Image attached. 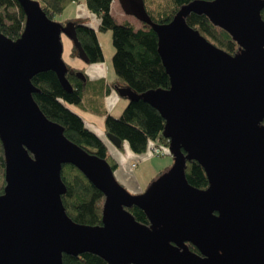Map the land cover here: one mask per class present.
<instances>
[{
  "label": "water",
  "instance_id": "water-1",
  "mask_svg": "<svg viewBox=\"0 0 264 264\" xmlns=\"http://www.w3.org/2000/svg\"><path fill=\"white\" fill-rule=\"evenodd\" d=\"M123 10L150 25L170 76L167 89L142 94L165 119L174 157L170 169L142 193H130L110 163L69 139L34 99L32 78L53 70L66 78L62 34L89 61L75 22L48 17L39 0H18L26 13L22 34L0 30V138L6 185L0 194V264H65L64 255H100L109 264H264V0H194L166 23L153 22L144 0H119ZM205 14L239 45L231 53L187 22ZM84 81L87 74L77 71ZM111 143L122 139L107 133ZM195 158L207 188L185 173ZM78 167L105 195L103 224L73 220L62 195L63 164ZM136 205L150 224L127 209ZM189 243L199 252L192 250Z\"/></svg>",
  "mask_w": 264,
  "mask_h": 264
},
{
  "label": "trees",
  "instance_id": "trees-1",
  "mask_svg": "<svg viewBox=\"0 0 264 264\" xmlns=\"http://www.w3.org/2000/svg\"><path fill=\"white\" fill-rule=\"evenodd\" d=\"M79 0H39L49 18L55 20L69 4ZM114 0H86L88 10L98 19L94 28L88 18L73 20L76 24L77 37L87 54L90 63L104 60L97 32L111 30L115 52L112 57L116 78L123 85L131 87L142 94L149 90L170 87V76L158 52V36L155 30L145 24L137 27L132 21H119L112 13ZM145 7L153 22H169L181 7L194 0H144ZM264 19V7L261 10ZM187 22L198 28L204 35L216 41L231 53L239 52L240 48L232 36L215 25L205 14L191 12ZM68 21L61 22L65 24ZM26 13L18 0H0V30L7 36L18 38L25 27ZM72 54H78L73 46ZM66 62V61H65ZM67 64V62H66ZM66 78L72 85L67 90L61 83L57 73L46 70L33 76L32 82L37 87L33 93L34 99L45 115L64 127L65 135L85 148L87 151L105 158L115 170L118 166L116 158L109 151L106 142L91 130L84 117L74 110L71 105H80L84 91L88 87V79L84 81L77 76V71L83 69L67 64ZM165 119L160 112L142 97L129 100L122 114L118 117L107 114L105 132L122 139V146L128 141L135 152H145L150 145V139H160L165 144L167 152L169 140L164 134ZM264 124V121L262 122ZM171 154V153H170ZM187 180L198 188H207L208 177L204 167L195 159H187L185 165ZM61 177L67 186L62 195V201L68 215L83 224H103L104 193L97 188L82 171L73 164L62 166ZM6 185V159L2 140L0 138V194ZM136 220L150 224L146 212L136 205L127 207ZM192 250L199 249L189 243ZM69 264H109L106 259L92 252L80 255H70Z\"/></svg>",
  "mask_w": 264,
  "mask_h": 264
},
{
  "label": "rangeland",
  "instance_id": "rangeland-1",
  "mask_svg": "<svg viewBox=\"0 0 264 264\" xmlns=\"http://www.w3.org/2000/svg\"><path fill=\"white\" fill-rule=\"evenodd\" d=\"M87 9L88 8L86 5V0H79L77 2H72L61 13H58L56 15L55 21L61 23L65 21H72V20L84 18L83 15H85L86 13L85 11H87ZM112 13L119 21L129 20V21H132L137 27H145L144 22L140 21L133 15L127 14L123 10L119 0L113 1ZM97 34L99 36L98 38L100 40L101 47L102 49H104L103 50L104 60L102 62H104L105 65L106 64L108 65V70L110 71V75L112 76V78H115L116 73L113 67V62H112V57L115 52V47L112 41V31L111 30H100L97 32ZM205 36L209 40H211L213 43L220 46L216 41L211 39L209 36L207 35ZM62 42H63V55L62 56L66 62H69L67 64L73 65L75 61L76 62L79 61L82 65L86 66V68L83 70H85V72H88V66L91 63L85 62L83 59H81L78 56V54H74V55L72 54V50L74 46V42L72 41V39H70L66 34H62ZM116 83L119 84L120 86H123L122 82H120L119 80H117ZM125 97H123V99L126 100L128 104L129 98H125ZM86 103L88 102L86 101ZM71 106L72 108L76 109L77 112L84 113V110L81 106L77 104H73ZM122 112L123 111H121L120 115L122 114ZM106 116L107 115H105L104 117L102 112H99L94 115V117L96 118V120H98V122L102 121L104 123H105ZM105 136L109 142L110 140L108 139L107 135ZM109 147H110L111 154L117 159V162H118V166L114 170V174L117 180L120 182V184L126 187L130 193L134 195L144 192L155 179H158L164 172L168 171L174 162V157L170 153H166L165 155L151 157L150 145H149L148 150H146L145 152L133 151L128 141H125L123 143L122 148L116 147L111 142H109ZM116 151H118V155ZM140 160L141 162L139 163ZM133 163H135L134 167L132 165ZM70 259H71L70 255L68 254L64 255L65 264H69Z\"/></svg>",
  "mask_w": 264,
  "mask_h": 264
},
{
  "label": "crops",
  "instance_id": "crops-1",
  "mask_svg": "<svg viewBox=\"0 0 264 264\" xmlns=\"http://www.w3.org/2000/svg\"><path fill=\"white\" fill-rule=\"evenodd\" d=\"M85 12L86 13L85 15H83V17L88 18L90 24L94 28H97L98 19L96 18V16L93 15L88 9ZM72 66L80 69L86 68V66L82 65L79 61H75ZM83 71L85 72V70ZM85 73L87 74L89 84L84 91L83 101L79 105L83 108L84 113H79L84 117L87 126L91 130L96 132L106 142L107 147L110 151V141L108 142L105 136V123L102 121L98 122L94 115L102 112L104 117L107 114L119 116L121 111H123L125 105H127V102L123 99V97L125 96L118 91V88L124 87L125 85L120 86L116 83L117 78H112V76L110 75V71L108 70V65H105V63L102 61L91 63L88 66V72ZM86 101L88 103H86Z\"/></svg>",
  "mask_w": 264,
  "mask_h": 264
},
{
  "label": "built area",
  "instance_id": "built-area-1",
  "mask_svg": "<svg viewBox=\"0 0 264 264\" xmlns=\"http://www.w3.org/2000/svg\"><path fill=\"white\" fill-rule=\"evenodd\" d=\"M169 149V146H168ZM150 151H151V157L165 155L167 152L165 144L160 139H150ZM141 161H139L140 163ZM133 167L135 166V163L132 164Z\"/></svg>",
  "mask_w": 264,
  "mask_h": 264
},
{
  "label": "bare ground",
  "instance_id": "bare-ground-1",
  "mask_svg": "<svg viewBox=\"0 0 264 264\" xmlns=\"http://www.w3.org/2000/svg\"><path fill=\"white\" fill-rule=\"evenodd\" d=\"M115 148V147H114ZM118 150V149H117ZM119 151V150H118ZM118 151H116L117 152V155H118ZM115 152V151H114ZM113 153V152H112ZM115 155V154H114ZM119 172V171H118Z\"/></svg>",
  "mask_w": 264,
  "mask_h": 264
}]
</instances>
